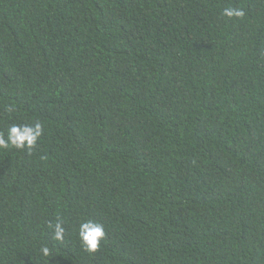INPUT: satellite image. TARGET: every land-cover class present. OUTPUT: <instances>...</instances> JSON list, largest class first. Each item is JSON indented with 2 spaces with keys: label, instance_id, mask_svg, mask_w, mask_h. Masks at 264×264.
Here are the masks:
<instances>
[{
  "label": "trees",
  "instance_id": "1",
  "mask_svg": "<svg viewBox=\"0 0 264 264\" xmlns=\"http://www.w3.org/2000/svg\"><path fill=\"white\" fill-rule=\"evenodd\" d=\"M37 120L0 264H264V0H0V134Z\"/></svg>",
  "mask_w": 264,
  "mask_h": 264
},
{
  "label": "clouds",
  "instance_id": "2",
  "mask_svg": "<svg viewBox=\"0 0 264 264\" xmlns=\"http://www.w3.org/2000/svg\"><path fill=\"white\" fill-rule=\"evenodd\" d=\"M224 17L243 18L245 13L242 8H225L222 12ZM6 112L14 111V108L9 106L5 109ZM44 126L40 121H35L31 124H12L5 134H0V150H17L31 152L40 137L43 134ZM49 229L52 231V239L58 243H63L66 235V229L62 220H58L54 225L49 224ZM106 232L104 225L97 223L91 219L82 220L77 229V239L86 252L95 253L104 240ZM40 253L44 257L51 255V249L48 246H42Z\"/></svg>",
  "mask_w": 264,
  "mask_h": 264
}]
</instances>
